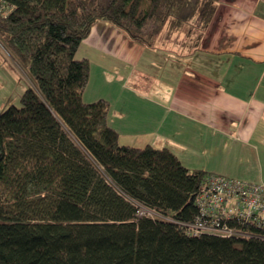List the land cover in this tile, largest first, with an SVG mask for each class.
I'll use <instances>...</instances> for the list:
<instances>
[{
  "label": "trees",
  "instance_id": "obj_1",
  "mask_svg": "<svg viewBox=\"0 0 264 264\" xmlns=\"http://www.w3.org/2000/svg\"><path fill=\"white\" fill-rule=\"evenodd\" d=\"M220 1L0 0V42L34 83L0 112V264H264L255 227L187 230L213 172L121 143L111 102L84 98L92 66L78 51L98 22L149 47L186 25L199 41Z\"/></svg>",
  "mask_w": 264,
  "mask_h": 264
},
{
  "label": "crops",
  "instance_id": "obj_2",
  "mask_svg": "<svg viewBox=\"0 0 264 264\" xmlns=\"http://www.w3.org/2000/svg\"><path fill=\"white\" fill-rule=\"evenodd\" d=\"M263 1H220L206 34L189 52L197 63L194 72L199 92L193 98L178 99L176 92L171 97V90L163 92L161 97L151 92V97L145 98L150 106L148 117L156 115L152 122L149 120V132L160 137L161 145L157 147H170L191 169L229 176L230 171L227 174L213 171V167L187 157L191 148L207 152L210 148L211 152H216L220 145L225 150L230 146L238 160L241 156L247 157V153L260 162L261 168L264 166V140L261 142L256 137L264 130ZM83 46L86 52L82 58H95L102 64L103 71L118 70L124 81L137 72V49L145 45L134 41L114 24L100 21L80 49ZM184 49L167 51L176 50L181 58L186 54ZM200 55H207V59ZM199 62L202 63L198 67ZM127 84L124 87L139 96L137 86L130 88ZM196 162L200 165H195ZM261 172V180L251 182L264 183V170Z\"/></svg>",
  "mask_w": 264,
  "mask_h": 264
},
{
  "label": "rangeland",
  "instance_id": "obj_3",
  "mask_svg": "<svg viewBox=\"0 0 264 264\" xmlns=\"http://www.w3.org/2000/svg\"><path fill=\"white\" fill-rule=\"evenodd\" d=\"M262 4L264 5V3ZM259 11H262L261 7ZM198 32L197 28L186 25L170 37L167 32L163 33L155 46L156 49L149 46L139 47L137 49V56L139 57L137 72L129 80L121 81L122 75L118 74V70L103 71L102 64L98 60L95 58L90 60L92 66L91 83L86 88L84 98L90 103L102 98L111 102L109 121L120 132L121 143L144 146L148 142H152L156 146L161 145L160 137L149 132L150 122L156 117V115L148 117L150 106L145 98L151 97V92L155 96L161 97L163 92L171 90L170 96L172 97L176 92L178 99L181 97L190 99L199 92L196 86V73L194 72V64L197 63L195 58L189 54L197 45ZM184 47L186 54L181 58L176 50L167 51L169 49H183ZM80 50L81 53L78 52V57L82 58L84 57L83 53L86 52V47L83 46ZM92 56L89 55L90 58ZM200 56L206 58L207 55ZM201 63H198V67ZM124 83L130 88L137 86L139 96L131 94L124 87L126 85ZM33 85V79L26 69L0 42V112L11 104L20 105L23 93L29 86ZM155 107H153L154 110ZM256 137L262 142L264 130L259 131ZM230 148L229 146L225 150L220 145L218 151L211 152L208 148L207 152L194 147L190 150L192 152L187 153V157L190 161H198V163L200 161L207 167H213V171H222L225 174L230 171L231 174L228 173V175L232 177L250 181L261 180V170H264V166L262 165L261 168L260 162L245 152L247 157L241 156V160H238L235 152ZM198 163L194 164L200 165Z\"/></svg>",
  "mask_w": 264,
  "mask_h": 264
},
{
  "label": "built area",
  "instance_id": "obj_4",
  "mask_svg": "<svg viewBox=\"0 0 264 264\" xmlns=\"http://www.w3.org/2000/svg\"><path fill=\"white\" fill-rule=\"evenodd\" d=\"M198 213L187 230L194 234L251 237L244 225L264 236V183L210 174L196 196ZM153 212L143 211L142 214ZM251 229V228H249Z\"/></svg>",
  "mask_w": 264,
  "mask_h": 264
},
{
  "label": "bare ground",
  "instance_id": "obj_5",
  "mask_svg": "<svg viewBox=\"0 0 264 264\" xmlns=\"http://www.w3.org/2000/svg\"><path fill=\"white\" fill-rule=\"evenodd\" d=\"M144 206V205H143ZM151 212V211H150Z\"/></svg>",
  "mask_w": 264,
  "mask_h": 264
}]
</instances>
